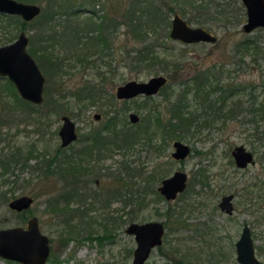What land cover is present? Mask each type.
I'll return each mask as SVG.
<instances>
[{
  "label": "rangeland",
  "instance_id": "1",
  "mask_svg": "<svg viewBox=\"0 0 264 264\" xmlns=\"http://www.w3.org/2000/svg\"><path fill=\"white\" fill-rule=\"evenodd\" d=\"M66 0H30V3L37 4L41 7V10L58 11L59 13L65 12V8H61L60 4H65ZM133 0H75V7L81 12L78 15V22L89 15V11L94 8L99 13H104L105 8L114 16H117V9L122 16L123 12L131 7ZM194 4H200L201 2L208 3V9H190L182 16L189 25L192 27L198 26L194 18L214 17L204 25L207 30L213 33L217 40L214 43L198 42L187 44L177 40H172L169 37V31L171 26V19L175 13L168 12L169 10L164 6L163 11L166 16V20L162 19L157 28L155 35H152L151 42H157L155 45V51L161 56L166 52H173V55L180 56V67L183 69V76L188 77L195 73L197 70L203 73L216 74L221 76L222 82L241 84V90L237 92L238 99L242 100L244 106L250 104L247 98L250 97L249 93L252 91L259 98L258 100H264V94H262V84L264 83V27H259L251 32H244L243 25L246 22V10L241 0H193ZM155 7V2H153ZM121 12V13H120ZM42 12L36 17L35 21L27 22L28 25L23 29L28 35L29 42L27 50L29 52L31 39H35L39 34L48 33L49 27L54 26V23L59 22L60 16L54 18L55 21H51L47 24L45 29H40L39 20H41ZM70 16V15H69ZM124 16V15H123ZM11 17V16H10ZM217 17V19H216ZM99 19L98 17L95 20ZM59 20V21H58ZM74 20V21H77ZM98 21V20H97ZM167 22V23H166ZM43 23V22H41ZM57 27V26H55ZM20 22L9 19L7 15L0 14V46L13 42L21 31ZM127 26H121L116 31L117 40L112 42L111 50H104V58L96 60L99 70L91 67L82 69L81 65H78L75 58L63 59L65 63V69H62V73L56 76V82L62 83L64 92L67 95L60 96V102L64 105V108L59 113L51 112L50 108L46 105H37L38 115L45 114L48 119L43 123L34 120L33 125L27 122L22 124L17 119L23 117L25 108H20L21 112L16 119L13 114L4 117L7 112L3 111L4 116L0 117V132L4 135L5 144L10 143V148L7 151L11 152L13 146L23 147L22 151H27L35 146L37 152H39L38 160L51 158L60 144L57 132L61 125V116L63 114L68 115L79 126L82 133L87 131L89 122L87 120L93 119V113H102L106 109L105 100L97 101V97L89 98L88 100H81L85 92L90 91L85 85L95 81L99 87L105 88L106 91L114 94L117 86L123 83L136 80L146 81L151 76L164 75V72H149L151 69L139 72L137 68L132 67L131 64H126V51L134 50V39L131 35L127 34ZM51 32V31H50ZM114 34V31H112ZM156 38V40H155ZM250 43H248V41ZM65 42V41H64ZM247 43L243 45V43ZM254 45H250L251 43ZM138 43V42H137ZM38 44V43H37ZM47 45L48 42L43 43ZM95 44L98 48L101 46ZM139 44V43H138ZM257 45V49H255ZM140 46V45H139ZM83 48V47H82ZM101 49V48H100ZM132 55L134 52L132 51ZM63 55V53H62ZM32 56V55H31ZM37 62V57L32 56ZM97 58V55L94 56ZM93 60V58H90ZM95 59V58H94ZM39 66V65H38ZM42 74L45 77V88L49 89L51 95L55 96L56 82L46 78L44 69H41ZM208 70V71H207ZM103 72V74H102ZM103 75V77L101 76ZM181 76L168 80L170 87L166 88L154 99L143 100L141 97L136 101H129L125 104V123H130L128 115L130 112H137L139 115L153 116L156 113V109L151 110L153 106H158L162 116H168L170 102L175 100L177 94L180 92L185 84L180 83V80L185 79ZM7 79V78H4ZM0 78V80H4ZM104 79V80H103ZM213 82V81H211ZM2 85V83L0 82ZM0 85V86H1ZM209 86V85H208ZM250 86V87H249ZM251 87H254L251 89ZM63 92V93H64ZM107 93V92H106ZM170 94L169 102L166 99V94ZM107 95L105 97L107 99ZM216 94H212L214 98ZM84 98V97H83ZM235 98V99H236ZM92 99H96L97 102H92ZM13 100L7 92L4 93L2 101L12 104ZM146 102V103H145ZM187 102L191 107H195L194 98L189 96ZM104 103L103 105H101ZM135 103H145L149 106L146 109L136 111ZM112 108L118 109L124 107V104L117 101L111 102ZM1 106V105H0ZM15 107V106H14ZM187 108V110L195 111L197 108ZM2 108V106H1ZM62 108V106H61ZM156 108V107H155ZM113 109H110V116L113 115ZM23 111V112H22ZM50 111V112H49ZM29 114V112L27 111ZM150 114V115H149ZM8 115V114H7ZM13 115V116H12ZM26 116V113H25ZM249 116V115H248ZM2 118V119H1ZM38 118V117H37ZM107 118L104 116L103 119ZM247 118V117H246ZM24 119V118H23ZM5 120V121H3ZM21 120V119H20ZM203 122V118L200 119ZM127 121V122H126ZM20 123V125H18ZM94 124V123H92ZM26 126V127H25ZM25 129V132L22 131ZM256 130L255 124L250 122H232L231 119L226 125L218 124L214 127L200 126L198 132L194 131L195 127L190 130V133L182 140L195 149L201 152L208 151V148L213 142L218 141L222 137H229V140L234 143H242L250 149L248 141L255 136H252ZM264 126L260 122L258 127V135L261 137L263 134ZM21 131V132H20ZM15 136L14 140L12 137ZM161 141V142H160ZM140 142H137L126 153V161L130 168H134L135 172L139 168L143 167L141 176L130 177V182H134V191L131 194V202L129 204L117 202L110 203L109 206H94V209L88 211V218H75L74 225L75 232L71 233L70 240L67 244H62L64 247H60L65 239L66 232L70 228H66L67 225H59V219L51 218V215L45 212L47 204L45 201L56 195L59 191L60 185H55L50 182L49 186L44 184L42 180L41 171L35 166L36 160L32 158L28 162V167L22 169L20 164L16 167L13 164L5 168V163H0V228H8L14 226H26L29 218L37 216L39 219V227L41 231L48 235L52 240L51 246L53 248V254L50 256V260L47 264H131L133 258V250L136 246L134 237L125 232L127 226L131 222H147V221H169V227L166 226L165 233L163 235L162 245L165 250L169 251L170 247L178 248L181 254H186L182 264H238L236 260L235 243L238 239V235L241 230V224L243 221H247L249 214L246 211H242L243 208L248 206V201L242 200L239 197L240 203L238 204L237 213L233 217H228L217 207L221 193L230 192L238 189H242L243 184H247L252 180V175L257 172L263 171L264 164H257L250 167L247 172L238 174L237 185L235 183H229L226 187H220L218 180H216L215 174L218 169L219 159L215 152H211V155L201 156L200 154H194L188 162H178L171 159V142L165 144L163 153L155 155L152 153H146L140 146ZM162 140L156 139V144H163ZM13 145V146H12ZM0 146H4L2 143ZM73 147H69L62 150V153H70L73 151ZM142 149V150H140ZM263 151V149H261ZM209 152V151H208ZM117 153V152H116ZM114 154L111 158L110 164L116 166L117 161L122 159L121 155ZM208 160V161H207ZM227 165V159H220ZM4 166V167H3ZM9 169L8 171L2 170ZM137 169V170H135ZM191 175L195 176L199 170H205V174L209 177L210 189L201 187L197 181H190L187 190L180 194L175 201H166L163 198L157 199V185L163 178L170 176L176 170H183ZM155 174V179L151 180V174ZM150 177V178H149ZM148 180V183L145 182ZM128 178L126 179V181ZM128 182V181H127ZM46 187H45V186ZM149 187H148V186ZM24 186V187H22ZM62 186V185H61ZM149 189L143 192L144 188ZM14 191L11 189L16 188ZM194 192H200L193 194ZM244 191H241V194ZM13 194L15 196H13ZM20 195H29L34 201L28 210L15 211L8 207V202L13 197H19ZM246 195V194H244ZM246 196H244L245 198ZM127 198H130L129 195ZM145 198V199H144ZM144 199V205L140 201ZM52 206H50L51 208ZM75 207V206H74ZM170 209L169 217L166 215L167 210ZM21 214H25V220H23ZM90 217V218H89ZM89 219V220H88ZM57 222H56V221ZM90 220H93L91 223ZM181 221V224H176L177 221ZM89 222V223H88ZM76 225V226H75ZM91 235H106V237L99 243L96 240L88 241L84 239L87 234ZM255 239L258 250L264 249V225L258 224L255 227ZM257 250V251H258ZM54 259L59 262L56 263ZM0 264H20L18 262L5 260L0 258ZM145 264H174L172 259L164 256L156 247L152 250L150 257Z\"/></svg>",
  "mask_w": 264,
  "mask_h": 264
},
{
  "label": "trees",
  "instance_id": "2",
  "mask_svg": "<svg viewBox=\"0 0 264 264\" xmlns=\"http://www.w3.org/2000/svg\"><path fill=\"white\" fill-rule=\"evenodd\" d=\"M17 1L30 3V0ZM65 2V4H60L61 8L67 9L65 10V12L59 13L58 10L57 12L52 11L48 13V11L45 12L44 10H41L43 14L41 20H39L38 23L41 30L45 29L47 24H49L51 21H55L54 18L57 16H60V21L58 20L59 22H55L54 26H50L48 28L49 31L47 34L43 32V34H39L35 39H31V44H33L34 46H30L29 53L32 56L35 55L37 57V64L41 69H44L43 71H45L48 82L51 79L52 81L54 79V81L56 82L55 77L59 76L62 73V69H65V62L62 61L65 58H75L78 65L82 66V69L91 67L99 70L96 60L103 59V55H106V53H103L104 50H111L113 47V40L111 37L113 30L108 28L107 23H105L106 18L104 15L101 16L99 24H95L97 20H94L91 15L86 16L84 20L82 19V22L81 20L78 22V15L81 11L78 9H73L75 7V0H66ZM153 2H155V7L152 6ZM209 4L210 2H201L200 4H194L193 0H133L131 4L132 6L129 7V9L126 10L124 14L125 26H127L128 28L127 34L131 35V37L135 41V43L133 44L134 50H132L134 54L132 55V51H129V49L126 51L127 66L131 64L132 67L134 66V68H137V70L142 73L144 72V70L148 69H151L149 72L152 71L154 73L164 72L167 74L168 80L174 79L179 76H181V78H185V76L181 75L183 69H181L179 65L180 56H171L173 52H166L163 54V56H161L160 53L158 54L155 51V44L157 42H151V37L153 38L152 35L156 34L157 28L160 24L159 21H161L162 19L166 20L167 14H165L163 11L164 6H166V8L169 10L168 12L177 13L180 16H183L188 12L187 6H189V8L192 10H195V8L205 10L206 8L208 9ZM8 18H13L15 20V23L20 22V27L22 30L26 25H28V23L23 21L19 16H8ZM35 19H33L32 21H35ZM209 19H214V17L210 16L205 18H194L198 26H204L209 21ZM45 41L48 42L47 45L43 44L45 43ZM93 42L99 44L101 46V49L95 46V44H92ZM242 43L243 45L247 44L244 42ZM248 43L250 42L248 41ZM250 45H254V43L252 42ZM257 47L258 46L255 45V49H257ZM96 55L97 58L94 57ZM90 58H93V60H91ZM101 76L103 77V75ZM221 80V76H217L213 73H203L200 70H197L191 76L189 75L185 79L180 80V83L185 84V86H183L184 88H182L180 95L177 94L175 100L173 102H170V106L168 107L169 115L165 117L162 116V113L159 111L157 106L156 108H154L157 110L154 117H147L148 120H152L154 122L153 127H149L148 133L138 132L134 130L131 131L128 128V130L122 135L121 139L126 142L128 149L132 148L137 142L143 141L150 147V150H154V148L157 149L158 147L159 152H161V144L156 147L155 144H153V138L157 135L159 136L160 140L164 142L163 145H165L168 140H183L186 135L190 133V130L194 127V131L198 132L200 130V126L204 127L203 122L200 120L201 118H215L221 110L220 106H218L217 103L225 102V98H229L230 96L232 97L236 92H239L241 90V84H234L232 82L226 83L222 82ZM0 82L2 83V85L0 84V105L2 106V108L0 106V117L4 116L3 111H6L8 115L6 114L2 118L7 119L8 116H11V114H13L17 119L21 112L20 108H25L27 110H24V112L22 111L24 114L23 117L17 119L19 122H23L22 124L26 125L27 122L30 123L31 121V123L34 125V120L37 119V125H39L40 121V123H43L45 120L47 121L48 117L45 114L41 113L40 116H37L39 113L37 105L31 104L21 99L14 85L8 79L0 80ZM262 85V87L264 88V83ZM96 86H98V83L92 81L84 87L87 90L88 88ZM168 87H170V85L167 83L162 88V92ZM204 87H209V93L207 95L208 99L206 102L208 108L206 112H204L203 109ZM54 88V94L57 97L54 98L51 95L49 89H44V101L42 105H46L47 108H50L51 112L54 111L55 113H59L61 112V110L66 109L60 102V96L67 95V93L65 94L62 83L59 84V82H56ZM5 92H7V94L13 99L11 100L12 104L10 106H8L9 103L7 102H5L3 105L4 101H2V98ZM212 92L213 94L216 92L218 93L216 98L212 97ZM89 96L90 91H87L85 92V94H83L84 98L82 97L81 100H88L90 98ZM189 96L194 98V105H196L195 107H191V105L187 102ZM166 99L169 102L170 94H166ZM253 104H256V102H253ZM263 106L264 101L262 102V107ZM189 107H191L192 109H197L195 111L187 110V108ZM27 111L29 112V114L27 113ZM205 113L207 114L205 115ZM215 113L217 114L215 115ZM164 120L166 122H164ZM18 125H20V123H18ZM4 135L7 134L0 132V141L2 139H6L4 138ZM17 135L18 133L15 134V136ZM7 148H10V146H8ZM22 150L23 147L18 145L14 146L11 152L7 151L6 149L5 152L3 151V153H0V163H5V168H7L8 165L11 166L13 164L16 167L18 164H20L21 168L24 169L28 167V162L32 158H35L37 159L36 164L32 167L34 169L37 168L38 170H40L42 174L43 159L38 160L39 152L36 151L35 146L32 145V147L25 152ZM59 151V149H56L55 154L51 158L47 159V174H52L49 167L52 166L55 162L57 163V165L60 161L66 162L68 164L71 163V155H61ZM43 158H45V156H43ZM8 170L9 169H4L2 171L6 172ZM134 185V182H127L125 204H129L131 202V194L134 191H137V189H134ZM147 186L146 188H144L143 192L149 190ZM17 188L18 187L13 188L11 189V191H14ZM128 195L130 198H127ZM13 196L15 195L13 194ZM144 199L140 200L142 201L141 203L143 205L145 202ZM50 202V206H52L50 208V211H52V213L55 215L57 214V216L59 217V225H62L63 223V225H67L66 228H70V230L66 232V234H64L65 239L64 241H62V244H66V242L70 240L71 233L75 232V230L73 229L74 225H70L72 224V218L69 217L71 216V213L74 212L68 204H59L55 200ZM166 215L169 217L170 209L167 210ZM21 216L23 220H25V214H21ZM64 216L68 218H65ZM176 224L180 225L181 221L178 220ZM165 225L169 227L168 220L165 221ZM87 237L90 238L91 236ZM158 250L164 256L172 259L174 264H182L185 259L184 257H186V254H181V252L178 251L179 249L173 246L170 247L168 251L164 249L163 245H161L158 247ZM54 261L56 263L59 262L57 259H54Z\"/></svg>",
  "mask_w": 264,
  "mask_h": 264
},
{
  "label": "flooded vegetation",
  "instance_id": "3",
  "mask_svg": "<svg viewBox=\"0 0 264 264\" xmlns=\"http://www.w3.org/2000/svg\"><path fill=\"white\" fill-rule=\"evenodd\" d=\"M105 8L104 13H99L98 10H95L92 8L88 13L91 15V17L95 20L96 17L98 21L95 22V24H99L101 20V16H105L108 28L114 31V34L112 33V40H117V33L119 27L125 26V19L123 12V15L121 16L119 14V9H117V16H114L113 14H110ZM121 13V12H120ZM88 15V16H89ZM182 17V16H181ZM214 20V19H213ZM187 22V21H186ZM188 23V22H187ZM205 29L206 31L210 32L205 28L204 26H199ZM211 33V32H210ZM213 34V33H211ZM214 35V34H213ZM215 36V35H214ZM112 41V42H113ZM157 76V75H155ZM164 76V75H163ZM152 77V76H151ZM168 83V78L165 76ZM124 84V83H123ZM165 84V85H166ZM164 85V86H165ZM163 86V87H164ZM118 87V86H117ZM114 91V94H110L111 92H108L103 87H91L90 90V98H93V96L97 97V101L105 100V106L106 109L103 110L102 113L95 112L93 113V119L87 120L89 122L87 131L82 133L79 129L78 124L73 120L74 125V133H75V139L71 142H69L67 145H62V139L59 136V131L62 125L58 129L57 135L60 140V144L57 147L59 149L61 155L65 154L62 153V150H65L69 147H73V151L70 153H66V155H71V163L68 164L66 162H58L59 164L55 162L52 166L49 167L52 174H47V164L48 161L45 156L43 158V165H42V180L46 186L52 182L53 185L57 183L61 184L59 191L56 195H53L49 197L45 204H47L45 212L49 213L51 215V218H57V214H53L52 211H50V201H57L59 204H68L72 211L74 213H71L72 223H74L75 218H80L81 220L83 218H88V211L94 209V206H109V204L114 203L117 198V202L119 201L121 204L125 203L126 200V186L127 181H130V177L133 176H141L143 172V167L139 168L137 170L138 172L134 171V168H130L128 166L126 161V153L131 151L132 149H128L126 142L121 139L122 135L128 130V128L131 131H138V132H149V127H153V121L148 120L147 116L139 115L137 112H130L128 115V120L130 123H125V104H127L129 101H133L139 97H141L143 100H146L149 102V100L154 99V97L158 96L162 92L161 87L157 94L155 95H145V94H139L135 97L126 99V98H118L116 95V90ZM254 87H251V89ZM208 90L209 87H204V103H203V109L204 112L207 111V99H208ZM107 92V93H106ZM105 94L107 95V99L105 97ZM213 92L211 93V95ZM217 97L218 93H214V95ZM262 94H264V88L262 87ZM249 96L247 98V101L250 104H246L244 106V103L242 100L236 98L237 92L234 94V96H230L229 98H225V102H218L217 105L220 106L219 113H215V118H204L203 125L208 127H214L218 124L226 125V123L231 119L232 122H250L252 124H255L256 130L254 128V134L252 136V139L248 141V144L250 146V149L247 148L242 143H234L229 140V137H222L218 141L213 142V144L208 148V151L201 152L200 150L195 149L192 145L183 142L182 140L178 139H172L168 140V143L171 142V152L170 156L171 159L178 161V162H188V160L194 155V154H200L201 156H207L211 155V152H215L217 154V157L219 159L218 162V169L215 174L216 180H218V184L220 187H226L229 183H235L237 185L238 182V174L243 175V173L239 172H247V170L255 166L257 164H264V132L262 136L260 137L258 134V127L260 122L263 123L264 126V106L262 107V100H258L259 96L257 97L254 92H250ZM236 98V99H235ZM211 99V96H210ZM92 102H97L94 99H92ZM117 101L119 103L124 104V107L113 109L111 102ZM253 102H256V104H253ZM102 103L101 105H103ZM146 103V102H145ZM145 103H135L136 111L146 109L149 105ZM112 105V106H111ZM216 105V108H217ZM159 106V105H158ZM223 108H222V107ZM156 105L151 108L153 110ZM113 109V115L110 116V112ZM230 112V114H229ZM134 113L136 115V120L131 121L130 114ZM207 113H205L206 115ZM66 115V114H63ZM62 115V116H63ZM107 118L103 119L105 116ZM249 115V116H248ZM61 116V117H62ZM68 116V115H66ZM247 117V118H246ZM164 122H166L164 120ZM94 123V124H92ZM25 132V128L22 130ZM264 131V130H263ZM21 132V131H20ZM152 132V131H151ZM19 134V133H18ZM15 135L12 137V140H14ZM155 138V139H154ZM153 138V144H155V147L159 144H156V139H159V136ZM175 141H181L185 143L189 147L188 154L180 160L174 159L172 157V153L174 152L173 143ZM143 142V141H142ZM140 142L141 148L146 153H154L155 155H158L160 153H163L165 145L161 144V152H159L158 147L157 149L154 148V150H150V147L145 144V142ZM161 142V141H160ZM4 144V146H0V153L5 152L8 146H11L9 144H5V140L2 139L0 141V145ZM13 146V145H12ZM242 147L245 152L249 153L251 156V160L247 161L245 165H239L242 160L240 159V156L238 155V147ZM14 147V146H13ZM12 147V148H13ZM140 149V150H142ZM263 149V151H261ZM117 152V153H116ZM121 155L122 159L120 161H117L116 166L111 165L109 161H111V158L114 156V154ZM238 155V156H237ZM220 159H227V165L222 162ZM208 161V160H207ZM14 168V165H13ZM183 170H176L181 171L185 173L186 175V181H185V187L182 192H179L176 194L174 199L167 200L159 191V188L162 184V181L165 179L163 178L160 182V185H157V199L163 198L166 201H175L177 197L184 193L189 184L192 180L193 182L197 181V183L204 188L210 189V180L207 174H205V170H199V172L191 177L188 172ZM174 173V172H173ZM173 173L171 175H173ZM170 175V176H171ZM168 176V177H170ZM128 180L126 181V179ZM150 178V177H149ZM167 178V177H166ZM151 180L155 179V174H151ZM145 182L147 183V179H145ZM45 186V185H44ZM45 186V187H46ZM241 190H234L230 192H224L221 193L219 201L217 203V207L221 210L222 213L227 215L228 217H233L235 213H237L238 210V204L240 203L239 197H241L242 200L248 201V206L246 208H243L242 211H246L249 214V218L247 221H243L241 224V230L238 235V237L241 235L243 228L247 227L250 232V236L253 239V245H254V255L256 259L264 264V249L261 251L258 250L256 239H255V227L256 225L260 224L264 225V168L263 171H257L252 175V180H250L247 184H243ZM70 191V192H69ZM241 191H244V193L241 194ZM200 192H194L193 194H197ZM70 194V195H69ZM246 194V195H244ZM244 196H246L244 198ZM228 198L227 200L224 199ZM115 201V202H116ZM75 206V207H74ZM228 209L230 210L228 212ZM67 216V215H66ZM64 216L65 218H68ZM63 217V216H62ZM90 218V217H89ZM89 220V219H88ZM56 221V220H55ZM57 222V221H56ZM92 223L93 220H90ZM89 223V222H88ZM164 227L166 228L165 222H163ZM76 226V225H75ZM46 235V234H45ZM48 236V235H47ZM87 236H91L88 238ZM84 239H87L89 242L92 240H96L99 243L106 237V235H91L90 233L87 234ZM97 238V239H96ZM49 245H50V255L47 259V262L50 260L51 254H53V248L51 246L52 240L49 238ZM238 240V239H237ZM68 242H66L67 244ZM236 244V243H235ZM66 246V245H65ZM161 246V245H160ZM60 247L62 246V243L60 244ZM159 247V246H158ZM157 247V248H158ZM236 249V248H235ZM258 250V251H257ZM47 262L45 264H47Z\"/></svg>",
  "mask_w": 264,
  "mask_h": 264
},
{
  "label": "water",
  "instance_id": "4",
  "mask_svg": "<svg viewBox=\"0 0 264 264\" xmlns=\"http://www.w3.org/2000/svg\"><path fill=\"white\" fill-rule=\"evenodd\" d=\"M246 10L244 32L264 27V0H241ZM41 12V7L34 3H25L17 0H0V14L19 16L23 21L30 22ZM169 37L183 43L198 42L214 43L217 37L202 27L190 26L184 18L175 13L171 19ZM29 38L24 30L11 43L0 46V78H7L15 87L17 93L26 102L42 105L44 101L45 77L35 59L27 50ZM163 75L152 76L146 81L130 80L117 87L118 98H132L139 94L155 95L166 84ZM131 121L136 120L134 113L130 114ZM62 125L59 136L65 146L75 139L73 121L69 116L61 117ZM174 159H183L189 152V147L181 142L173 143ZM238 155L245 165L251 160L249 153L240 146ZM237 155V156H238ZM186 175L175 171L165 178L159 188L160 193L167 199H174L177 193L185 187ZM228 198L224 199L227 200ZM34 199L29 195H20L8 202L11 210L18 212L28 210ZM230 210L228 209V212ZM125 232L134 237L136 246L133 250L131 264H145L153 249L162 245L165 227L162 221L131 222ZM236 260L238 264H262L254 255L253 239L249 229L243 228L235 244ZM50 255L48 236L39 227V219L32 216L26 226L0 228V258L18 262L20 264H45Z\"/></svg>",
  "mask_w": 264,
  "mask_h": 264
}]
</instances>
